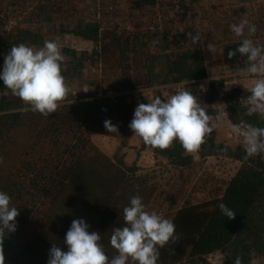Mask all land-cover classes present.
<instances>
[{"label": "trees", "instance_id": "trees-1", "mask_svg": "<svg viewBox=\"0 0 264 264\" xmlns=\"http://www.w3.org/2000/svg\"><path fill=\"white\" fill-rule=\"evenodd\" d=\"M120 1L137 12L159 5V0L35 1L23 18L24 26L0 36V66H4L12 46H35L61 31L94 45L86 58L73 52L76 66L100 64L112 88H118L113 90H119L118 85L136 89L208 77L205 49L188 44L178 31L154 33L119 23L113 27L103 25L97 15ZM61 13L76 18L73 25H58L56 19ZM156 38L159 42L153 45ZM241 41L225 44L218 63L246 65V58L239 54L231 60L227 56ZM61 67L63 76H69L72 69L64 73L63 64ZM0 86H4L2 80ZM209 91V98L215 100V82ZM190 92L200 100L204 98L197 84L191 85ZM245 95L248 97L250 92ZM156 96L166 100L161 92ZM224 100L234 124L251 121L242 111L241 95L226 94ZM124 107L123 102L110 97L71 96L57 113L45 118L30 110L21 111L25 107L18 99L0 100V156L4 158L0 164V191L11 197L10 206L17 207L19 213L16 231L5 233L4 264H48L52 244L67 251L64 240L74 219H83L90 225V232L101 234L110 258L118 254L110 245L111 230L125 226L123 208L129 205L130 197L139 195L149 211L159 191L158 181L140 173L137 164L129 165L123 157H110L92 139L97 132H108L104 122L123 115ZM257 122L264 127V121ZM152 151L175 168L194 164L193 156L186 154L179 142L168 150ZM200 153L204 158H234L241 166L222 193L199 203L187 202L177 210L172 221L180 239L160 249L157 264H209L208 257L217 252L227 253L232 264L237 256L242 264H250L258 255H264V153L245 159L244 147L234 149L220 144L213 133ZM221 203L235 211L234 220L220 213Z\"/></svg>", "mask_w": 264, "mask_h": 264}, {"label": "rangeland", "instance_id": "rangeland-1", "mask_svg": "<svg viewBox=\"0 0 264 264\" xmlns=\"http://www.w3.org/2000/svg\"><path fill=\"white\" fill-rule=\"evenodd\" d=\"M35 1L37 0H0V36L12 28L24 26L23 18ZM115 4L116 6L102 10L97 15V18L107 27H113L119 23L122 27L151 29L154 33L173 29L180 32L183 39L190 45L195 44L189 42L187 34L191 32L195 35L197 31L200 32L202 41L198 45L203 46L206 52L209 65L208 77L194 82L155 84L151 87L136 89H126L118 85L119 90H113L117 86L112 88L100 64L84 63L82 67L76 66L73 52L77 51L79 58H86L94 48L91 42L61 31L47 37L45 41L54 40L59 44L64 57L62 62L64 73L72 69L68 73L70 75L65 77V82L70 89L68 97L80 96L89 99L110 97L124 103L126 112L121 116H112L110 119L118 132L115 134L97 132L93 134L92 139L110 157L114 159L123 157L127 164H137L140 173L148 174L158 181L159 191L149 212H156L172 220L177 210L187 202L199 203L222 193L238 171L241 162L226 156L204 158L200 150L198 154L192 155L194 164L190 168H175L167 159L158 157L152 149L145 147L140 138L133 137L134 133L129 128V124L134 118L135 109L139 103H149V99L154 98L158 92L167 98L179 90L190 91L191 85L197 84L199 93L204 97L201 100L197 98L198 102L212 117V122L218 123V127L213 132L216 141L234 149L244 147L242 139L232 131L234 123L227 112L224 96L232 93L241 95L242 111L244 115H247L249 105L245 93L249 92L253 78L243 74L247 64L244 66L222 65L218 63V58L225 44L244 38L236 37L230 25L238 24L245 19L257 28L252 36L247 35L246 29L245 37L264 47V0H159L156 8L139 12L130 10L125 1ZM75 19L61 13L56 23L58 25L72 23L73 25ZM44 42L29 47L38 50L43 47ZM207 44L215 47L214 54L207 50ZM2 72L3 66H0V74ZM213 82L217 87V98L212 101L209 98L211 95L209 89ZM3 97L20 100L9 89L0 86V100ZM24 107L27 106L24 105ZM217 116L220 117L219 121L216 120ZM247 116L251 121H244L256 127L261 124L257 125L255 122L264 121V116L259 114ZM255 260L256 264H264V255H258ZM208 263L232 264L227 253L224 252L209 256Z\"/></svg>", "mask_w": 264, "mask_h": 264}, {"label": "clouds", "instance_id": "clouds-1", "mask_svg": "<svg viewBox=\"0 0 264 264\" xmlns=\"http://www.w3.org/2000/svg\"><path fill=\"white\" fill-rule=\"evenodd\" d=\"M230 29L236 37L244 38L235 51L227 53L228 59L237 54L246 58L243 74L253 78L248 89L247 115L264 116V47L245 37L246 29L247 35L252 36L257 28L245 19L230 25ZM187 35L191 44L198 45L202 41L198 31L195 35L191 32ZM158 42L156 38L152 44ZM207 50L212 54L216 51L212 44H207ZM63 60L61 48L54 40H46L38 50L25 44L12 46L4 59L0 80L27 106L21 111L30 110L47 118L58 112L70 91L62 74ZM219 119L217 116L216 120ZM104 127L108 133L118 132L109 120L104 122ZM217 127L218 123L212 122L197 97L187 90H179L166 100L156 96L147 104L139 103L129 124L133 137L140 138L151 149L168 150L179 142L189 155L198 154ZM232 131L242 139L245 159L264 153V127L242 120L232 125ZM3 162L0 156V164ZM10 205L11 197L0 191V264H4L5 233L16 231L15 221L19 215L17 207ZM219 211L228 220L235 219V211L224 203L219 205ZM123 221L125 226L113 228L110 235V245L117 255L110 258L101 243V234L90 232V225L83 219H74L64 240L67 251L52 244L48 264H157L160 249L180 239L173 221L147 211L139 195L130 197L129 205L123 208ZM233 264H242V258L237 256ZM251 264H256V260Z\"/></svg>", "mask_w": 264, "mask_h": 264}]
</instances>
